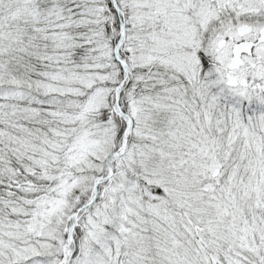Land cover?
Listing matches in <instances>:
<instances>
[{
    "label": "snow or ice",
    "instance_id": "1",
    "mask_svg": "<svg viewBox=\"0 0 264 264\" xmlns=\"http://www.w3.org/2000/svg\"><path fill=\"white\" fill-rule=\"evenodd\" d=\"M0 264H264V0H0Z\"/></svg>",
    "mask_w": 264,
    "mask_h": 264
}]
</instances>
